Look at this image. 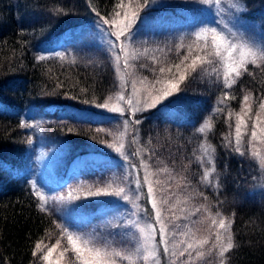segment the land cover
<instances>
[{
	"label": "rangeland",
	"instance_id": "rangeland-1",
	"mask_svg": "<svg viewBox=\"0 0 264 264\" xmlns=\"http://www.w3.org/2000/svg\"><path fill=\"white\" fill-rule=\"evenodd\" d=\"M143 2L144 0L118 1V5L131 4L132 8L143 17L142 22H137L138 26L133 36L122 41L125 48L123 53H120L119 47H112L115 37H109L108 32L104 31L109 26L103 25L97 15H90L82 23L66 29V32L35 44L36 58L55 56L65 61H80L97 66L109 65L114 71L115 84L112 92L98 103L75 102L63 106L25 107L18 115L19 127L26 137L25 157L16 173L26 179L37 196L40 207L49 210L56 217L60 234L56 240L45 243V247L54 245L59 239L61 243L57 251L62 250L67 246L66 236L62 235V232L66 231L89 239L96 246L132 254L135 264H157V260L153 259L137 260L135 255L138 248L143 251L141 246L145 243V234L139 229L152 224L155 228L152 235L156 238L152 240L151 248L158 254L159 264H173V262L181 264L185 259L179 257V250L185 246L180 244L181 241L192 242L193 239L208 237L209 244L205 245L203 250L206 252L211 247L216 232V227L212 225V217H216L219 212L205 199L208 194L203 189L210 190L213 184L218 185L219 177L227 175L228 172L222 170L218 173L217 162L214 161L215 172L211 176L213 183L201 182L205 168L210 169L212 165L207 163V158L202 165L197 157L204 156L206 151L211 155L212 151L211 145L201 135L199 138L194 136L191 141L195 151L192 153L195 165L182 167L183 177L187 179L175 183V174L166 172L164 167H154L155 165L151 163L150 156L155 151V145L149 140L150 134L143 143H140L138 148L143 172L145 176L149 173L154 174L150 175L149 179L153 181L155 199L162 215L166 218V222L171 220L173 213L179 217L175 220L179 228L175 229L173 237H169L170 241L179 245V250H176L175 256L171 255L175 249L170 244V253L165 255L163 245L158 242L159 225L155 223V210L152 222L141 208L139 186L129 154L127 130L131 124L130 120L134 117V113L154 108L156 112L147 117V120L138 116L139 123L146 125L145 129L151 130L158 139L159 134L167 131L169 125L162 121V116L166 112L183 109L187 95L181 97V93L174 94L156 107H147V104L151 103L149 91L155 95V91L152 90L153 85L156 89L165 86L164 83H155L157 79L166 81L178 75L175 65L179 64L184 56L189 55L188 45L195 39L196 32L205 27H217L218 23V30H221L230 41L247 45L259 57L264 50V28L257 21L244 17L245 9L240 0H221L219 5L202 4L200 0H148L146 6L140 7ZM116 11L122 13L124 9L116 7L105 15H100L111 19ZM174 41H176L175 45H183V47L177 49L180 55L175 53L176 50L174 51L179 58L168 77V71L160 73L159 69L164 67L168 70L169 62L158 61L154 55L149 59L147 53L154 47L163 48L166 44L170 46L169 42ZM118 53L121 57L119 61L116 59ZM196 54L197 52H193L189 55V60L185 63H191V59ZM133 56L137 58L133 59ZM144 56L149 60L145 61ZM125 59L128 61L127 66ZM214 67L220 70V77L212 72ZM204 68L207 71L200 69V78L205 80L213 78L223 86L221 65L206 64ZM173 69L174 74H172ZM245 95L250 94L243 93V97ZM118 96H123L124 99H117ZM243 97L241 107L237 111H232L231 117L227 116L228 131L223 134L226 144L228 140L234 139L235 114L241 113ZM129 99L133 101V105H136V101H140L138 107L141 110L134 111L127 103ZM261 100H264V96L258 99L252 96L248 102L252 105V112L249 114L252 119L245 117L249 126V135L251 122L255 119L256 113L260 112L264 118V110L259 109ZM105 103L108 107H101ZM113 108H122L124 111H113L111 110ZM71 118L93 121L99 129L101 139L98 142H71L64 137L53 136L44 129L49 123L71 120ZM187 137H185L186 141ZM247 139L248 136L245 137V141ZM223 150L226 159L233 148L223 147ZM244 151L245 154H239V160L236 159L234 164L235 170L240 174L236 179L237 184L252 196L264 198V168L259 162L260 157H264V144L257 142L252 148L246 143ZM253 151L259 152L260 156H254ZM225 164L226 161L223 167L226 166ZM146 186L148 187L147 183ZM119 188H124L125 191L118 196L116 192ZM41 196L43 200L40 199ZM125 196L127 199L124 198ZM162 197L166 198L168 203L162 204ZM172 205L175 207L173 208ZM220 216L224 217L221 214ZM224 218L228 220L227 217ZM182 232L189 234L184 236L180 234ZM35 260L40 264L37 258ZM122 264L129 262L124 261ZM195 264H220V260L216 250H213L203 260L195 261Z\"/></svg>",
	"mask_w": 264,
	"mask_h": 264
},
{
	"label": "trees",
	"instance_id": "trees-1",
	"mask_svg": "<svg viewBox=\"0 0 264 264\" xmlns=\"http://www.w3.org/2000/svg\"><path fill=\"white\" fill-rule=\"evenodd\" d=\"M118 1L0 0V264H38L33 256L35 245L39 242L44 248L45 243L56 240L60 234L55 215L40 207L26 179L16 173L24 162L26 146L25 134L18 124L19 113L30 105L98 103L112 92L115 84L114 71L109 65L65 61L55 56L39 59L34 55L35 44L66 32L90 15H105L117 7ZM240 1L245 9L244 17L257 21L264 28V0ZM169 43L170 46L149 49V59L154 55L158 61L169 62V67L174 68L179 58L175 53L180 55L179 46L174 44L176 41ZM144 57L145 61L149 60ZM247 68L231 89H225L213 78H200L198 67L187 76L177 93H181V97L187 95L185 107L162 116L169 128L159 134V139L151 130L145 129L146 125L136 123L138 116L144 120L152 116L156 112L154 108L134 113L127 130L141 208L152 222L154 209L151 200L146 199L140 143L150 134L149 140L155 145L151 163L175 174V183L182 181V167L195 165L191 138L201 135L211 145V151L215 149L217 172L224 170L228 174L219 177L218 186L203 190L213 208L232 222L235 247L227 253L226 264H264V198L252 196L237 184L240 174L234 164L236 159L239 160V154L233 149L225 159L223 153L227 116L241 107L243 93L255 99L264 96V65L256 67L249 63ZM225 92L235 98L218 103ZM202 123L211 124V131L205 128L203 133L199 132ZM44 129L71 142H98L101 139L96 124L83 119L49 123Z\"/></svg>",
	"mask_w": 264,
	"mask_h": 264
},
{
	"label": "snow or ice",
	"instance_id": "snow-or-ice-1",
	"mask_svg": "<svg viewBox=\"0 0 264 264\" xmlns=\"http://www.w3.org/2000/svg\"><path fill=\"white\" fill-rule=\"evenodd\" d=\"M200 2L202 4L219 5L221 0H200ZM147 3L148 0H144L143 4H140L139 6L144 7ZM117 7L124 9V11L122 13L120 11L114 12L111 19L105 18L99 13H97V16L103 25L109 26V28L104 29V31L108 32L109 37H115V40L112 41V47H119L120 53H123L125 52V48L122 41L133 36V33L136 31V27L138 26L137 22H142L143 17L132 8L131 4L121 3L117 5ZM218 28L219 24L217 23V27H205L195 33V39L188 45V49L189 55L193 52H197V54L191 59V63H185V61L189 60V55H186L182 58L179 64L175 65L178 75L174 78L166 81L157 79L155 83H164L165 86L159 89H156L155 85L152 86V90L155 91L156 94L153 95L152 91H149L151 103L147 104V107H156L168 97L179 93L181 91L180 85L185 81L187 76L196 72L198 67L203 71H207V69L204 68V65L206 64H219L222 66V83L225 89H231L236 84L237 80L248 71L247 65L249 63L256 67L264 65V50H262L260 56L257 57L256 52L247 47V45L237 44L230 41L221 30H218ZM179 47H183V45H180ZM120 58V54L118 53L116 56L117 61H119ZM135 58L137 57L133 56V59ZM39 59H44V57H39ZM127 64L128 61L125 59V65L127 66ZM159 71L160 73H164L166 69L164 67H160ZM168 71L171 72V67L168 68ZM212 72H214L217 77L221 76V72L218 68L214 67ZM234 98L235 97H230L228 92H225L219 99L218 103L223 104L226 100ZM117 99L123 100L124 97L118 96ZM250 99V95H245L243 97L241 113L235 114L236 123L234 139L228 140L226 144V147H232L234 151L240 155L245 154L244 150L246 143L252 148L255 147L257 142L264 144V118H262L260 112L256 113L255 119L251 122L250 135L248 132L249 126L245 117L252 119L249 116L252 112V105L248 103ZM127 103L134 109V111L141 110L138 107L140 101H136V105H133V101L129 99ZM101 107L107 108L108 104L105 103L104 105H101ZM259 109L264 110V100L259 102ZM111 110L118 112L124 111L122 108H113ZM214 111H221V109H215ZM231 115L232 113H229L230 117ZM136 123H139V121H136ZM205 128L211 131L212 125L205 123L198 129V131L203 133ZM246 136H248L247 141H245ZM117 151H119V149H117ZM214 152L215 149H212L211 155H209L206 151L204 156L197 157V160L202 165L205 162V158H207V163L212 165L210 169L205 168L201 177L202 183H213L211 176L215 172ZM252 154L257 157L260 156V153L256 151H253ZM259 162L260 166L264 168V157H260ZM150 175L154 174L149 173L145 176V183L148 185L146 199L151 200L152 209L155 210V223L159 225L158 242L163 245V252L165 255H169L171 244V247L175 249L171 252V255L175 256L176 250H179V245L170 241L169 237H173L175 235V229L179 228V225L175 224V220L179 217L173 213L171 220L166 222V218L162 215L161 208L158 206L157 200L155 199L154 184L153 181L149 179ZM181 179L186 181L187 178L182 177ZM156 183L158 184L159 181L157 180ZM213 186L218 185L213 184ZM124 191V188H119L116 195L119 196ZM124 198L127 199V196ZM40 199L43 200V196H41ZM205 199L207 198L205 197ZM161 203L166 204L168 201L166 198L162 197ZM177 203H179V201H177ZM172 207L174 208L175 205H172ZM181 211H183V209H181ZM216 217H219V219ZM216 217H212V225L216 227L215 238L211 243V247H209L206 252L203 249L205 245L209 244L208 237L203 239H193L192 242H180V244L185 245L182 250H179V257H185V259L181 261V264H195V261L203 260L204 257L211 254L213 250H216L220 264H226V254L235 247L231 233L232 222L231 220H226V218L220 216L219 213L216 214ZM185 227L187 226L185 225ZM139 230L141 233L145 234V243L141 246L143 251H141L140 248L137 249L135 254L136 259L140 261L153 259L157 260V264H159L158 254L151 248V242L156 238L152 235V233L155 232L154 226L152 224H148L146 227L140 228ZM180 234L186 236L189 233L182 232ZM62 235L66 236L67 239V246H64L62 250L57 251L61 243L59 239L54 245L44 248H42V244L38 242L35 245L33 256L41 260L43 264H122L124 261H128L129 264H135L132 254H126L122 251L110 249L108 247L96 246L91 240L66 231H63ZM173 264H175V262H173Z\"/></svg>",
	"mask_w": 264,
	"mask_h": 264
}]
</instances>
